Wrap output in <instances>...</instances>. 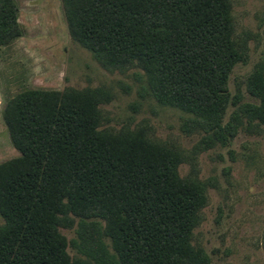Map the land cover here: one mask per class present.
<instances>
[{"label": "trees", "instance_id": "1", "mask_svg": "<svg viewBox=\"0 0 264 264\" xmlns=\"http://www.w3.org/2000/svg\"><path fill=\"white\" fill-rule=\"evenodd\" d=\"M70 33L106 66L137 64L157 103L177 108L209 139L233 136L228 79L243 60L231 0H63ZM14 0H0V45L20 33ZM261 99L247 111L264 121ZM92 91L25 90L3 118L19 156L0 163V264H90L72 259L59 226L79 217L95 259L110 237L120 264H206L192 245L205 183L179 176L180 154L141 129H98ZM90 221H85L88 219ZM105 222L103 230L97 220Z\"/></svg>", "mask_w": 264, "mask_h": 264}, {"label": "rangeland", "instance_id": "2", "mask_svg": "<svg viewBox=\"0 0 264 264\" xmlns=\"http://www.w3.org/2000/svg\"><path fill=\"white\" fill-rule=\"evenodd\" d=\"M14 2L20 33L0 45V163L19 156L3 118L9 98L34 89L92 91L98 97V129H141L144 137L180 154L181 178L205 183L206 200L191 243L202 249L206 264H264V121L246 108L261 104L248 91V82L258 76L264 83V0H231L233 37L243 60L228 79L234 104L225 111L223 124L233 115L238 122L224 141L209 139L183 111L157 103L141 66L98 61L72 37L63 0ZM68 218L58 229L72 259L120 264L110 237L102 232L108 254L100 252L95 259L80 241V218L71 213ZM94 220L103 230L105 222Z\"/></svg>", "mask_w": 264, "mask_h": 264}]
</instances>
